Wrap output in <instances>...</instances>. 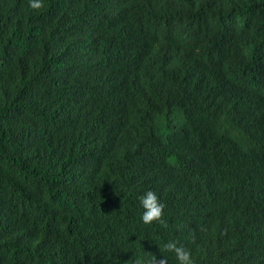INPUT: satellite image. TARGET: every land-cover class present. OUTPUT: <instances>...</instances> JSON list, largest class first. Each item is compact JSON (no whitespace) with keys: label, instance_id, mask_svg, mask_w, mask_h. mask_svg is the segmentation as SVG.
<instances>
[{"label":"trees","instance_id":"trees-1","mask_svg":"<svg viewBox=\"0 0 264 264\" xmlns=\"http://www.w3.org/2000/svg\"><path fill=\"white\" fill-rule=\"evenodd\" d=\"M128 2L0 0V264H264V0Z\"/></svg>","mask_w":264,"mask_h":264},{"label":"clouds","instance_id":"clouds-1","mask_svg":"<svg viewBox=\"0 0 264 264\" xmlns=\"http://www.w3.org/2000/svg\"><path fill=\"white\" fill-rule=\"evenodd\" d=\"M29 7L33 10H40L44 7L43 0H29ZM130 13V6L128 0H112V3L108 7H95L88 9L84 12V16L87 19L97 21L100 23L124 25L128 20ZM145 113V110L143 109ZM187 121L182 116L176 124L175 132H179ZM197 128V124L190 122ZM148 125V124H147ZM136 131L149 133V128H137ZM140 205L143 209L141 220L145 225L159 222L163 227H167L166 222L162 219L163 210L165 205L162 204L156 193L153 191H147L144 195L139 197ZM163 248L167 252L174 254L178 264H194L191 251L183 245H178L176 241H169L163 245ZM145 255L148 257L146 264H167V258L163 257L157 260L156 256L148 253Z\"/></svg>","mask_w":264,"mask_h":264},{"label":"rangeland","instance_id":"rangeland-1","mask_svg":"<svg viewBox=\"0 0 264 264\" xmlns=\"http://www.w3.org/2000/svg\"><path fill=\"white\" fill-rule=\"evenodd\" d=\"M150 108H157V109H161L162 108V104L159 100L154 101V105H147L146 109H150Z\"/></svg>","mask_w":264,"mask_h":264}]
</instances>
